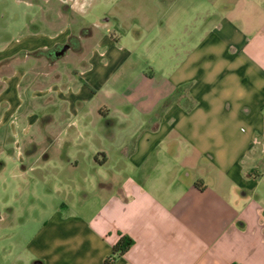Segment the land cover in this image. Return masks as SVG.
I'll use <instances>...</instances> for the list:
<instances>
[{"label":"crops","instance_id":"crops-1","mask_svg":"<svg viewBox=\"0 0 264 264\" xmlns=\"http://www.w3.org/2000/svg\"><path fill=\"white\" fill-rule=\"evenodd\" d=\"M125 1L0 47V248L107 264L128 235L111 264H264V0Z\"/></svg>","mask_w":264,"mask_h":264},{"label":"rangeland","instance_id":"rangeland-1","mask_svg":"<svg viewBox=\"0 0 264 264\" xmlns=\"http://www.w3.org/2000/svg\"><path fill=\"white\" fill-rule=\"evenodd\" d=\"M124 1L120 0V2L115 3V0L108 2L107 0H68L65 3L64 0H0V47L5 43H11L16 40L31 46L41 45L42 38L48 44L50 41L48 42L45 36H30L34 35V32L38 29L42 30V35H50V31H59L69 25L77 33L82 27H87L93 22H99L102 18L108 17L110 11L115 10L116 13L124 14V6L127 2ZM114 22L115 19L110 23H104V27L99 25L100 33L103 30L107 31L112 28V31L123 34L124 28L119 27ZM97 28L98 24L95 25L94 33L98 32ZM88 42L90 43L91 41ZM73 60L75 63L76 60L74 58ZM17 61L19 62V60ZM31 61L33 62L34 59L31 58ZM68 65L65 59L60 61V66L63 70L69 67ZM10 69H12V66L9 65V67H4L3 71H9ZM245 128L247 129V126ZM59 198L53 196V203H59ZM36 209L37 211L34 213L35 221L44 218L45 215L47 216L46 213H38L39 207L36 206ZM38 224L39 221L29 231L37 228ZM9 231H16V229ZM23 246L20 239L18 244L15 247L13 246L14 248L11 252L9 251L10 247H12L11 243L8 244L7 250L1 247L0 264H32L31 262L27 263V259H18V256L22 253Z\"/></svg>","mask_w":264,"mask_h":264},{"label":"trees","instance_id":"trees-1","mask_svg":"<svg viewBox=\"0 0 264 264\" xmlns=\"http://www.w3.org/2000/svg\"><path fill=\"white\" fill-rule=\"evenodd\" d=\"M82 35H91L92 33V28L91 27H86L83 29L81 32ZM71 48L73 50H80L81 49V44L80 40L77 36H72L70 37L69 41L66 44H58L56 47L49 49V50H36L33 52H30L32 55H47L50 60H55L68 49ZM171 99L168 100V102ZM134 240L128 236V235H123L121 238L118 240V242L115 244L113 248V254L109 260H107V264H111L112 261L116 258L118 255H122L125 252H127L130 247L133 245Z\"/></svg>","mask_w":264,"mask_h":264},{"label":"clouds","instance_id":"clouds-1","mask_svg":"<svg viewBox=\"0 0 264 264\" xmlns=\"http://www.w3.org/2000/svg\"><path fill=\"white\" fill-rule=\"evenodd\" d=\"M64 2H65V3H67V2H68V0H64ZM73 7H75V5H73Z\"/></svg>","mask_w":264,"mask_h":264},{"label":"water","instance_id":"water-1","mask_svg":"<svg viewBox=\"0 0 264 264\" xmlns=\"http://www.w3.org/2000/svg\"><path fill=\"white\" fill-rule=\"evenodd\" d=\"M36 264H41V262L40 261H36Z\"/></svg>","mask_w":264,"mask_h":264}]
</instances>
